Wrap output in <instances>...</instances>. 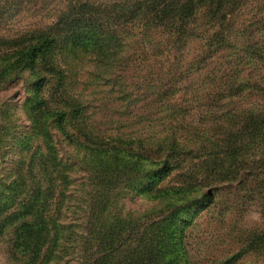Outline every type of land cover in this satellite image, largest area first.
<instances>
[{"label":"rangeland","instance_id":"obj_1","mask_svg":"<svg viewBox=\"0 0 264 264\" xmlns=\"http://www.w3.org/2000/svg\"><path fill=\"white\" fill-rule=\"evenodd\" d=\"M67 1L0 0V41L49 26ZM255 5L240 12L234 28L261 18ZM132 32L105 54L60 40L51 59L64 70V88L41 61L14 65V49L0 47V264L21 258L18 227L32 217L19 215L38 207L37 185L50 181L49 221L58 229L59 248L48 264H87L91 228L119 245L129 233L163 219L175 236L183 232L179 264H264V238L258 239L264 237V194L253 178L153 198L154 188L167 185L155 181L159 166L138 145L119 144L146 137L149 119L163 110L154 93L162 96L168 84L186 87L171 100L191 109L196 123L230 109L207 103V81L196 73L185 80L177 54L165 57L136 28ZM238 105L261 106L264 99L251 94ZM60 112L61 123L54 116ZM81 130L125 152L90 150L81 145ZM255 180L264 187V173Z\"/></svg>","mask_w":264,"mask_h":264},{"label":"trees","instance_id":"obj_2","mask_svg":"<svg viewBox=\"0 0 264 264\" xmlns=\"http://www.w3.org/2000/svg\"><path fill=\"white\" fill-rule=\"evenodd\" d=\"M251 4H256L261 18L249 27L234 28L237 16ZM135 28L152 49H161L165 57L177 54L179 62L183 59L186 70L181 75L185 80L196 73L207 81L208 104L230 108L196 123L191 109L171 100L186 87L177 90L168 84L162 96L154 93L163 110L149 119L146 137L119 141L121 147L138 145L137 149L142 148L145 157L159 166L155 181H167L168 185L170 176L177 174L174 184L154 188L152 197L233 180L242 185L247 178H253L250 182L258 188L257 193L264 194V187L255 182L264 173V105H238L251 94L264 99V0H68L55 22L0 41V47L14 49V65L41 61L59 76L64 88V70L51 59L60 40L73 48H92L105 54L120 46ZM54 116L61 123L65 113ZM81 131L85 141L81 145L90 150L125 152L118 145L98 141L92 131ZM52 188V181L48 186L38 184L35 195L41 203L19 215L32 218L18 227L20 238L15 248H20L22 256L17 264H48L59 248L54 237L58 229L49 221ZM100 229L91 228L92 237L86 238L87 264H179L183 232L175 236L167 219L129 233L119 245L108 241L106 234L98 237Z\"/></svg>","mask_w":264,"mask_h":264}]
</instances>
